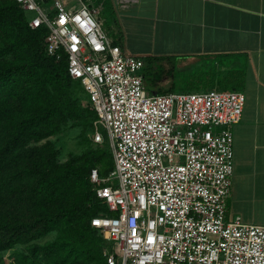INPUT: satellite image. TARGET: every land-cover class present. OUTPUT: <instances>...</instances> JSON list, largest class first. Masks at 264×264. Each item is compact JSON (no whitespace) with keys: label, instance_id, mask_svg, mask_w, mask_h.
<instances>
[{"label":"built area","instance_id":"built-area-1","mask_svg":"<svg viewBox=\"0 0 264 264\" xmlns=\"http://www.w3.org/2000/svg\"><path fill=\"white\" fill-rule=\"evenodd\" d=\"M46 28V52L68 62L108 132L115 169L91 171L114 216L92 225L114 245L108 264H264V226L227 218L242 92L152 94L143 60L112 44L98 12L67 0H15Z\"/></svg>","mask_w":264,"mask_h":264},{"label":"trees","instance_id":"trees-1","mask_svg":"<svg viewBox=\"0 0 264 264\" xmlns=\"http://www.w3.org/2000/svg\"><path fill=\"white\" fill-rule=\"evenodd\" d=\"M31 19L15 0H0V262L108 264L114 245L92 220L114 213L98 197L91 171L108 177L113 154L89 138L99 119L90 95L69 75L66 59L47 54V29H33ZM146 58L150 93H175L180 81L188 83L172 76L170 58ZM73 126L84 152L61 162L52 137Z\"/></svg>","mask_w":264,"mask_h":264},{"label":"crops","instance_id":"crops-1","mask_svg":"<svg viewBox=\"0 0 264 264\" xmlns=\"http://www.w3.org/2000/svg\"><path fill=\"white\" fill-rule=\"evenodd\" d=\"M110 1L108 10L103 0L78 3L98 12L124 53L170 58L183 92L246 95L227 218L264 226V0Z\"/></svg>","mask_w":264,"mask_h":264},{"label":"rangeland","instance_id":"rangeland-1","mask_svg":"<svg viewBox=\"0 0 264 264\" xmlns=\"http://www.w3.org/2000/svg\"><path fill=\"white\" fill-rule=\"evenodd\" d=\"M103 1L105 4V9L108 10V8L111 6L112 1H110V0H103ZM67 2L69 4V6H73V5L78 4V0H67ZM105 16L106 15L104 13V17ZM127 55H130V54H127ZM131 56L139 57V56H135V55H131ZM139 58H141L143 60V63H144V60L146 61V59H147L146 56H141ZM147 61H148V59H147ZM143 74L145 75V72H143ZM144 80H145V77H144ZM145 85H146V88L149 92H151L153 90L151 80L149 79V77H148V79L145 80ZM158 91H160L159 93H162V90H158ZM183 91H186V90L185 89L182 90L180 88H177L175 90V92H177V93H180ZM94 127H95V132L89 134V138L93 140L95 145H100L102 147L105 146L107 148V150L112 152L110 138H109V135H108V132L106 131V129L104 127L100 126L99 130H100V133L102 134V136L104 138V142H103L104 144H102V143L99 144V143L95 142V133H96V125L95 124H94ZM80 136H81L80 130L73 126L71 128L70 127L67 128L66 131H64V133L58 135L57 137H52V139L57 140L58 147L61 149V154H60L61 155L60 156L61 162L68 161V159L70 158V156L72 154H82L84 152V145L82 143V139L80 138ZM51 238H53V236H50L46 240L51 239ZM0 264H5V262L1 261Z\"/></svg>","mask_w":264,"mask_h":264}]
</instances>
